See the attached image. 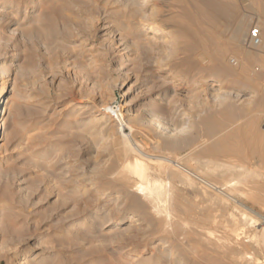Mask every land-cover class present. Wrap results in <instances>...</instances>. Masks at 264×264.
Masks as SVG:
<instances>
[{"label":"rangeland","instance_id":"obj_1","mask_svg":"<svg viewBox=\"0 0 264 264\" xmlns=\"http://www.w3.org/2000/svg\"><path fill=\"white\" fill-rule=\"evenodd\" d=\"M210 1L237 4L243 12L254 17L264 5V0ZM153 3H157L158 10L163 13L160 23L175 32L169 39L176 41L183 31L178 30L175 24L184 25L188 21L187 13L184 16L181 13L184 10L192 12L197 5L201 6V0H151L148 7L151 8ZM137 13L138 6L131 0H0V66L5 70L4 76H8L6 79L9 78V89H12L1 116L0 264H18L21 260L35 264L41 257L44 264H140V261L131 263L130 259L137 256L141 248V256L155 255L157 247L148 249L156 240L150 229L142 223L128 232L119 228L134 213L127 198L117 200V193L111 190L114 183L109 177L119 167L120 156L117 155L123 153L125 146L150 154L151 160L155 161L150 165L152 171L161 169L158 161L169 166L160 173L156 172V178L166 181L163 183L167 191L163 195V207L171 221L176 220L177 224L205 233L228 231L236 254H231V264H264V246H261L263 242L259 237L264 229V157L259 160L257 153L252 155L253 145L247 141V138L254 137L256 131L247 127L253 101L257 98L255 95L249 101V95L258 87H262L263 92L264 81L259 82L256 75L249 79L224 78L223 89L232 94L226 97L215 95L208 90L218 89L208 85L214 78L206 70L211 62H200L202 58H197V55H193L196 58L192 62L190 56L188 64L178 63L179 59L170 60L172 69L157 72L158 65L169 59L163 47L155 50L146 47L142 30L135 27L139 22ZM217 22L220 26L225 23L221 19ZM125 23L129 24L127 28ZM51 24L53 32L49 31ZM108 25L112 33L105 34L101 28ZM254 26L255 19L249 18L250 30ZM144 28L149 31L148 25L141 29ZM194 29V25H187L188 32ZM210 33L219 35L220 41L229 36L222 28L212 29ZM147 40L153 42L150 38ZM229 50L227 62L236 69L239 53ZM247 50L254 54L255 49ZM199 65L202 69H198ZM175 70L183 77L179 81L182 87L176 91L178 94L171 86L178 83L161 81L165 72ZM199 89L205 91L198 92ZM156 92L166 96L165 99L169 95L168 101L154 100ZM162 103L164 107L160 106ZM105 106L115 110V115L102 109ZM235 109L244 110V114L238 118L232 114L231 118L230 114ZM150 110L160 124L181 125L187 130L184 136L193 133L190 145L177 151L163 149L154 126H148L143 121L145 119L142 120ZM253 110L255 115H259L257 125L261 126L258 125L257 129L260 130L264 128V109ZM210 115L215 118L228 116L231 120L228 131L235 125L245 127L243 133L250 145L244 142V136L234 135L230 142L234 145L231 149L236 145L239 147L235 151L228 154L206 152L211 139L204 133L203 121ZM101 116L105 119L99 122L97 119ZM255 147L264 150V139ZM237 149L246 156L236 153ZM209 158L221 169L209 168L206 162ZM221 165L230 166L232 170H228V174L223 173L226 167ZM244 167L252 169L254 177L248 176ZM232 177L235 179L230 180ZM207 212L212 216L214 213V218H210L211 214ZM203 213L209 219L201 220ZM245 218L247 221H243ZM137 222L140 220L134 224ZM257 240L260 242L254 243ZM126 246H135V251L127 256L120 255ZM240 257L242 259H238Z\"/></svg>","mask_w":264,"mask_h":264},{"label":"bare ground","instance_id":"obj_2","mask_svg":"<svg viewBox=\"0 0 264 264\" xmlns=\"http://www.w3.org/2000/svg\"><path fill=\"white\" fill-rule=\"evenodd\" d=\"M131 1L138 6L137 16H138L139 22L137 23V26H135V27H137L138 31L139 30L140 31L142 30L141 31V33H142V39H143L144 43L147 44L146 47L148 46L150 50H153V48L155 50L158 47H163L162 48V49H164L163 52H165V54L167 55L166 57L169 59V61L166 60V63L164 62V64L162 62L159 65L157 64L158 65L157 72H160L161 73L162 71H166V70L169 71L170 69H172L171 66L169 65L170 60L172 61L174 59H179V62L178 63H181L182 64V63H186L189 59H191V57H192V59H191V62H192V60H195V58H196L193 55H197V58H199V56L202 58V60L200 62H205L206 60L209 63L211 62L210 65H208L209 68L206 67V70H208L209 73L214 78H212V79L209 80L210 82H209L208 85L209 86H212V87L217 86L218 89H213V88L211 89L210 88L208 90L211 93L215 94V95L216 94H219L218 96H225L226 97V95H229V94L231 95L232 94V92L226 91V90L223 89V86H224L223 79L224 78L239 77V78L242 79V78L245 77V78H248L249 79L251 77V75H256L255 77H257V80L260 79L259 82H261V80L264 81V5L261 6V8L258 10L257 13H255V17H254V16L248 15L246 12H243L240 9L239 5H237V4L212 3L210 0H201V6H198L197 5L195 7L194 11L191 12V11L184 10L181 13L182 16L186 15V13H187V15L185 17L188 19V21H185V24L184 25H181V23H176L175 24V26L177 27L178 30L183 31V33L180 34V37H181L182 40L179 39L180 38L179 37L178 38V41H176L175 39H171V38L169 39V36L173 37L175 35V32L173 30L169 29L168 27H165L164 24H161L160 23L163 13L161 14L160 11L158 10L157 3L156 4L153 3L152 6H151V8H150V7H148V5H149L148 3L151 0H131ZM124 3L127 4V2H124ZM130 6H132V5L130 4ZM148 8H150V10L147 13V9ZM249 18L252 19V20L255 19V26L252 27V28H257L258 29V32H259V35H258L259 36V42H258V44H254V43L250 42V39H249V35H250ZM220 19L225 22L222 26H220V24H218V22H217ZM125 20H126V18H125ZM109 23H111V22H109ZM132 23H134V22H132ZM253 23H254V21H253ZM188 24L195 26V29H194L193 32H188L187 31V25ZM109 25L108 26H104V27L101 28V30L103 31V33H105V34L106 33L108 34L109 32L112 33L111 30H110V26ZM124 25H125L126 28L129 26V24H126V23ZM144 25H146V26L148 25L149 31H147V29H145V28L144 29H141L142 26H144ZM220 28H222V30L224 32H227V34L229 33V36L226 39L223 37L225 39L224 41L221 40L223 43L220 41V39L218 37L219 35L218 36H215L214 34L210 33V31L212 29H218L219 30ZM66 30H67V28H66ZM49 31L50 32H53L54 31L53 24H51L49 26ZM151 33L154 34V35H152ZM150 34H151L152 37H150ZM167 35H168V38H167ZM186 37H188L191 41H189L188 39L186 40ZM148 38L152 39L153 42H151V40L150 41L147 40ZM182 43H183V45L181 46L180 44H182ZM125 46L128 47V45H125ZM127 47H124V49H126ZM142 47L143 46H141V49H142ZM146 47H144L145 50H148ZM247 48H249V49L250 48L251 49H255L254 50V54L251 53L250 50H247ZM162 49H161V51H162ZM229 49L235 51V53H237V52L239 53V54H237V55H239V57H238L239 59L237 58L238 62L235 64V66L237 65V68L236 69H233L235 67L232 68L228 64V62H227V56H229L228 53L230 52ZM180 55H182V58L179 57ZM234 56H236V55H234ZM193 57H194V59H193ZM196 61H198V59ZM188 63L189 62H187V64ZM254 65H256V66L253 69L252 67ZM201 66L199 65L200 68H198V69H202ZM191 68H192V66H191ZM2 69L3 68L0 66V139L3 136V128H2L3 127V123H2V117L1 116L3 114V108H4V105L6 103V98L9 97L8 95L12 91V89H9V87H8V79L9 78L6 79V77H8V76H6V77L4 76L5 70H2ZM198 72H201V71L198 70ZM182 78L183 77L179 73V71L178 70L177 71L175 70L174 72H165V74L162 77L161 81H162V83H165V82H172V83H175L176 82V83H178V84H173V85L171 84V86L173 87V88L172 87L171 88L173 89V91L176 92L177 90L181 89V87H182L180 85V83H179V81H182ZM261 85H263V84L261 83ZM258 88H260V87H258ZM258 88H254L252 90V93H251L252 95H249L250 96V100L249 101H252L251 100V97L253 98V97H255V95H257V98L253 101L254 102L253 103L254 106H253L252 110H250L252 115L250 116L251 118L249 117L250 118V120H249L250 123L249 124L247 123V127L249 126L250 129L256 130V131H255L254 137H252L250 139L247 138V141L250 140L251 141L250 142L251 145H253L252 146V149H253L254 152H252L253 153L252 155H254V154L257 153L258 154L257 156L260 157L258 159L259 160L260 159L263 160L264 159L263 158L264 157V150L262 148L257 149L255 147L256 145H261L262 144V141L264 139V128L261 127L260 130L257 129L258 128L257 126L259 125V124L257 125V121L259 120V117H258L259 115H255L254 114L255 112H253L254 111L253 109H255V111H256L257 108L258 109H262V110L264 109V91L261 92V88L262 87L260 89H258ZM165 90H164V92H166ZM203 90L205 91V89H199L198 92L199 91L202 92ZM161 92H163V91H161ZM165 97L162 96V93H157L154 96V100L155 99H157V101H158V99L164 100ZM168 97H169V95H168ZM168 97L166 99H168ZM246 100H248V99H246ZM166 101H168V100H166ZM162 104L163 105H160V106H163L164 107V103H162ZM245 105H247V104H245ZM239 108L242 109V106H240ZM248 108H249V106H248ZM102 109L107 110V111H110V112H113L114 115L116 113L115 110H112L111 107H108V106H105ZM166 109H168V108H166ZM151 111L152 110L147 111L145 113V115H144V118H142V120L145 119L143 121H145L144 123H146V125H148V126H154V130H156L157 136L159 137V139H161V142H162V145H163V149L168 150V151L169 150H171V151H177V150H180L181 148H183L184 146L190 145V143L194 139L193 133H192V135H185L184 136L183 134L185 132H187V130H186L185 127H181V125H180V127H178L177 125H176L177 127H172L171 125L170 126H167V125L164 126V125L160 124L159 121L157 120L155 114H153L154 112L152 113ZM257 111H259V110H257ZM157 112H159V111H157ZM161 112H162V110H160V112H159L160 115H161ZM169 113H171V112H169ZM232 114H233L234 117L237 116V118H238L239 115H243L244 114V110H241L240 111L239 109L238 110L235 109V111H233L230 114V117H231ZM168 116L170 117V114ZM244 116H246V115H244ZM102 119H103V117L101 116L97 120L100 122V121H102ZM239 119H240V117H239ZM127 120H128V118H127ZM129 120H132V119L129 118ZM107 121H108V119H107ZM143 121H141V124H142ZM230 121L231 120H230V118H228V116L225 117V118H222V117L215 118L212 115H210V116H208L207 118L204 119V121H203V123H204V128H203L204 133L208 136L209 139H211V143L208 146H206V148H205V151L206 152H210V153L211 152H221V153H227L228 154L231 150L233 152V151L236 150L235 148H239L236 145L237 147L235 146L233 149H231L232 148L231 145H233V143L230 142V138L234 137V135L235 136L238 135L239 137L244 136L243 130H244L245 127H244V125H242L244 128L235 125V127L233 129H231V131H228V125H229ZM127 122L128 121H126V123ZM237 122H238V120H237ZM131 123H132V121H131ZM103 125H105V124H103ZM259 126H261V125H259ZM198 127H200V126L198 125ZM190 129H192V127H190ZM99 130H97V131H99ZM144 130H147V127ZM89 133H91V132H89ZM106 133H108V132H106ZM95 134H97V133H95ZM99 135H101V132H100ZM151 136H152V134H151ZM203 137H204V135H203ZM243 138L245 139V136ZM243 138L241 139V141H244ZM201 139H202V137H201ZM238 139H240V138H238ZM206 140H208V139H205L204 141H206ZM247 141L245 139L244 142H247ZM202 142H203V140H202ZM92 143H93V140H92ZM247 143L249 144V142H247ZM154 144H155V142H154ZM197 144H196V146H197ZM199 144H200V142H199ZM203 144H205V143H203ZM124 148L122 149L124 151H123V153L121 155H119L117 153L118 151L117 152L115 151L118 154L117 156H120L119 157V161H118L119 167L117 168V170L115 169L116 170L115 172H113L111 175H109V177L111 178V179L110 178L109 179L111 180L112 183H114L113 184V187L111 188V190H114L117 193V196H116L118 198L117 200L127 198L129 200L130 206L134 209V213L129 217L128 222L126 224L122 225L119 228H120L121 231L128 232V231H131L134 228L135 225L138 226L139 224L142 223L145 226V228H148V229L151 230L150 231L152 233L151 235H154V237H156L155 238L156 240H154L153 243L148 246V249H151L152 250L154 247L155 248L156 247L157 248L159 247L158 249L156 248L157 253L155 255H153L151 253L148 257L147 256L146 257H143V255L141 256L140 252L143 249V248H141L139 250V254H137V256H134L133 258L131 257L132 258V259H130V260H132L131 263H133L134 261H138V262L140 261V264H141V262H142V264H231L230 261H229V259L232 258V257H230V256H231V254H233V255H236V254H234L233 248L231 247V242H232L230 240V236L231 235H229L228 231H225L224 233H221V234H216L214 232L213 233L212 232H208L207 233V231L205 233L203 230H202L203 232L202 231H198L195 228L188 227V225L187 226H184V225L177 224V223H175L176 220H175V222H173V221H171L169 219L168 213L166 212L165 208L163 207V205H164L163 195H164V192H167V191H165L166 189H164L163 183L166 182V181L162 182L161 179L156 178L157 173L162 172L163 169H166L169 166L166 167L160 161H158L157 164L160 165L159 168H161V169L159 170V172H157L158 171L157 170L156 171L157 173H156L155 171H152L153 169L151 170V167H150L151 162H154L155 163V161H153L154 159L151 160L152 156L150 154L145 153V152H141V151H136V150L132 149L133 147L132 148H128L127 147L125 149ZM140 148L141 147H139V149ZM142 149H143V147H142ZM150 149H152V147ZM145 150L147 152V148ZM238 151H239V149H237V152L236 153H238V154L240 153L239 154L240 156H243V155L246 156V153L242 155L241 152H238ZM189 152L191 153V151H189ZM152 154H154V153H152ZM168 155H170V154H168ZM162 160H164V159H161V161ZM172 162H171V164H172ZM206 162H207V165L209 166V168H213V170L216 167H219L221 169L220 165H217V163L214 162L210 158ZM176 166H178V165H176ZM221 166L226 167V168H223V169H225V170H223V173L228 174L227 171L228 170H232L230 168V166H224V165H221ZM237 166H239V165H237ZM233 167H234V165H233ZM172 168L174 169V166ZM219 168H218V170H219ZM242 168L243 167H241V169ZM244 168H246V167H244ZM177 169L178 168H176V171H177ZM208 171H210V169ZM215 173H217V172H215ZM234 173L235 172H233V174ZM253 173H254V171L252 169L246 168V174L248 176L249 175L252 176ZM103 174H105V173H103ZM164 176H167L166 173H165ZM171 176H170V178H171ZM222 176H226V175H222ZM103 177H104V175H103ZM174 177H175V175H174ZM252 177H254V176H252ZM223 179H224V177H223ZM233 179H235V178L232 177V179H230V180H233ZM246 179H249V178H246ZM74 180H75V178H74ZM236 181H238V179ZM168 182H167V184H168ZM224 183H226V181ZM172 188H173V186H172ZM103 193H105V192H103ZM104 196H105V194H104ZM180 198H181V196H180ZM169 200H170V198H169ZM172 203L175 204L174 202H172ZM116 204H117V202H116ZM116 204H114V206ZM165 204H167V202ZM170 208H171V206H170ZM172 209H173V207H172ZM114 211H116V209ZM172 211H174V210H172ZM172 211H170V213ZM123 214H124V212H123ZM208 214H207V216H208ZM242 214L244 215V217L246 216V214L244 212H242ZM203 215H204V213L202 214V216ZM232 215H234V214L232 213ZM210 216H212V214L209 215V217ZM213 216H215L214 213H213ZM194 217H195V215H194ZM209 217L208 218H205L203 216L201 220H203L204 218L205 219H209ZM218 217L219 216H217V218ZM219 219L220 218H218L217 221H219ZM246 219L247 218H245V220H243V221H247ZM250 219H252V218H250ZM138 220H140V222H137V224H134V222L135 221H138ZM191 220H193V219H191ZM183 221H185V220L183 219ZM255 221H257V220H255ZM212 222H214L213 219H212ZM107 223H108V221H107ZM184 223L186 224V221ZM218 223H217V226H219ZM226 223L231 224L232 221H231V223L228 222V221H226ZM235 223H237V222H235ZM203 224H204V222H203ZM221 226H223V225H221ZM231 227L232 226H230V229H231ZM241 229H243V228H241ZM259 230H262V229L260 228ZM211 231H213L212 228H211ZM244 233H245V231H244ZM125 236L127 237V235H125ZM259 237H261V240L263 242V243L261 242L262 243L261 246L262 245L264 246V229L260 233ZM141 238H143V237H141ZM234 238H236V237L234 236ZM250 238H251V235H250ZM132 239H133V237H132ZM253 239L256 240V238H254V236H253ZM143 240H145V239H143ZM244 240H245V238H244ZM246 240H247V238H246ZM125 241H126V239H125ZM240 241L242 242L241 239H240ZM145 242H147V240H145ZM259 242L257 240V242L255 241L254 243H259ZM145 245H146V243L143 245V247ZM238 249H240V248H238ZM259 250H260V248H259ZM134 251H135V246H126V247L122 248V250L119 252V254L120 255H126L127 256V255L131 254V252H134ZM243 252H246V251H243ZM242 253H241V255H244ZM246 253H248V251ZM248 255H250V254L248 253ZM238 256H240V255H238ZM128 257H130V256H128ZM141 257H143V258L141 259ZM234 259H232V260H234ZM238 259H242V257H240ZM18 264H26V261H22V260L21 261H18ZM35 264H44V259L41 257L39 260L35 261ZM121 264H123V263H121Z\"/></svg>","mask_w":264,"mask_h":264},{"label":"built area","instance_id":"obj_3","mask_svg":"<svg viewBox=\"0 0 264 264\" xmlns=\"http://www.w3.org/2000/svg\"><path fill=\"white\" fill-rule=\"evenodd\" d=\"M259 32L257 28H253L250 30V35H249V39L250 42L254 43V44H258L259 42Z\"/></svg>","mask_w":264,"mask_h":264}]
</instances>
